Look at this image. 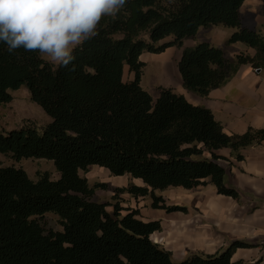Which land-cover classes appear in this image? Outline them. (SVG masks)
<instances>
[{"label": "trees", "instance_id": "1", "mask_svg": "<svg viewBox=\"0 0 264 264\" xmlns=\"http://www.w3.org/2000/svg\"><path fill=\"white\" fill-rule=\"evenodd\" d=\"M244 1L126 0L115 17L101 20L97 36L74 50L67 68L22 48L10 54L0 43V103L25 85L52 119L42 128L25 124L0 131V153L18 161L49 159L59 172L57 179L45 172L34 180L24 168L0 161V264H263L232 260L238 248L252 246L241 240L177 261L151 238L161 221L142 219L139 209L125 208L120 198L128 193L150 197L155 209L186 210L158 191L211 183L218 193L240 199L225 180L232 160L218 150L229 148L242 160L243 149L264 141V128L228 133L211 109L171 87L160 86L154 98L142 85L141 55L183 48V85L202 96L228 83L242 64L264 70V33L243 25ZM214 25L233 28L227 43L244 42L255 54L230 57L206 40L183 47L201 27ZM126 67L134 73L131 80L124 78ZM95 165L142 184L116 187L118 202H100L97 190L109 184L91 186L81 174ZM49 212L60 217L62 230L45 229L40 217Z\"/></svg>", "mask_w": 264, "mask_h": 264}, {"label": "crops", "instance_id": "2", "mask_svg": "<svg viewBox=\"0 0 264 264\" xmlns=\"http://www.w3.org/2000/svg\"><path fill=\"white\" fill-rule=\"evenodd\" d=\"M240 12L245 27L261 29L264 33V0H245ZM233 31L223 25L201 27L195 38L184 41L183 47L206 40L225 49L230 57L239 52L254 55L255 49L244 42L227 43ZM201 32L205 33L204 38L199 37ZM182 51L183 48L171 46L161 53L145 52L141 60L147 66L149 59L163 56V79L159 84L173 88L195 105L211 109L226 132L241 134L250 127L264 128V70L242 64L228 83L202 96L183 85L177 66ZM150 91L154 98L159 96L160 91ZM218 153L232 160L227 166L225 180L239 192V200L218 193L211 183L192 189L169 187L164 191L171 190L170 195L160 194L167 197L170 204L184 206L186 210L155 209L152 200L140 197V216L144 220L161 221L162 229L154 232L151 238L171 251L177 261L196 253H217L241 240L252 246L238 248L232 260L252 263L263 259L264 264V141L243 149L242 160L233 157L229 148H222Z\"/></svg>", "mask_w": 264, "mask_h": 264}, {"label": "clouds", "instance_id": "3", "mask_svg": "<svg viewBox=\"0 0 264 264\" xmlns=\"http://www.w3.org/2000/svg\"><path fill=\"white\" fill-rule=\"evenodd\" d=\"M126 0H0V43L38 52L41 59L67 68L74 50L98 35L106 16L115 17ZM71 70H74V65Z\"/></svg>", "mask_w": 264, "mask_h": 264}, {"label": "rangeland", "instance_id": "4", "mask_svg": "<svg viewBox=\"0 0 264 264\" xmlns=\"http://www.w3.org/2000/svg\"><path fill=\"white\" fill-rule=\"evenodd\" d=\"M203 35H205V33L201 32L199 37L204 38L205 36ZM172 39V37H169L163 42H167ZM161 58L149 59L148 65L144 66L142 84L144 88H148L153 92L155 90L156 92L159 91L160 86H162L159 84V81L163 79V66L161 63L163 61ZM130 74H132V78L130 77ZM124 78L125 80H131L134 78V73H130L128 67L125 69ZM150 90L149 92L152 94ZM11 94L13 98L10 102L0 103V131L18 129L25 124H34L42 128L52 120L44 109L32 100L30 91L25 85L21 86V88L17 90L11 91ZM0 161L2 165L5 166L14 165L16 167L24 168L34 180H37L40 175L45 172H48L53 179H57L59 177V172L57 171L54 162L49 159L23 158L18 161L10 155L0 153ZM81 174L88 178L91 186H94L98 182H107L109 184L108 189L97 190L96 200L100 202L115 203L121 198V205L125 208L139 209L138 204L140 201L128 193L121 194L119 199H114L113 196L115 194L114 188L128 186L131 183L137 184V182L142 184L141 179H135L128 174L119 176L112 175L108 169L97 165L91 166L87 172L81 171ZM158 192L164 193L168 196L172 191L167 190ZM146 198L151 200L150 197ZM166 200L168 203L170 202L168 198ZM139 217L142 216L139 215ZM40 221L47 231H58L63 229L61 219L55 213H46L44 216L40 217Z\"/></svg>", "mask_w": 264, "mask_h": 264}, {"label": "water", "instance_id": "5", "mask_svg": "<svg viewBox=\"0 0 264 264\" xmlns=\"http://www.w3.org/2000/svg\"><path fill=\"white\" fill-rule=\"evenodd\" d=\"M257 70H260V69H257Z\"/></svg>", "mask_w": 264, "mask_h": 264}]
</instances>
